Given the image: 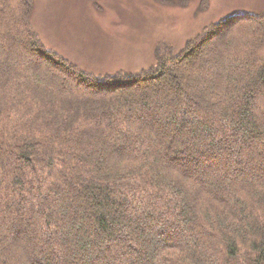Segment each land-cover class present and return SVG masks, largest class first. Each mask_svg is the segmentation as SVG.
I'll return each mask as SVG.
<instances>
[{
	"label": "trees",
	"instance_id": "trees-1",
	"mask_svg": "<svg viewBox=\"0 0 264 264\" xmlns=\"http://www.w3.org/2000/svg\"><path fill=\"white\" fill-rule=\"evenodd\" d=\"M0 0V264H264V13L101 77Z\"/></svg>",
	"mask_w": 264,
	"mask_h": 264
},
{
	"label": "rangeland",
	"instance_id": "rangeland-1",
	"mask_svg": "<svg viewBox=\"0 0 264 264\" xmlns=\"http://www.w3.org/2000/svg\"><path fill=\"white\" fill-rule=\"evenodd\" d=\"M263 13L264 0H33L30 27L45 48L101 77L149 70L203 29Z\"/></svg>",
	"mask_w": 264,
	"mask_h": 264
}]
</instances>
